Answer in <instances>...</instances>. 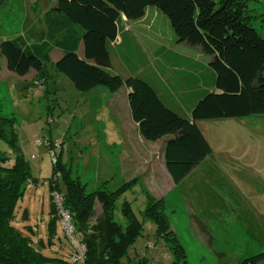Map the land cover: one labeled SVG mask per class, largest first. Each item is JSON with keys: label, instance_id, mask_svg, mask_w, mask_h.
Masks as SVG:
<instances>
[{"label": "trees", "instance_id": "1", "mask_svg": "<svg viewBox=\"0 0 264 264\" xmlns=\"http://www.w3.org/2000/svg\"><path fill=\"white\" fill-rule=\"evenodd\" d=\"M250 1L261 0H57L44 14V32L38 42L29 48L19 40L0 42V59H5L8 71L19 77L32 71L45 76L51 50L56 48L62 53L55 63L56 70L78 92L103 87L113 94L123 87L129 89L132 119L142 139L151 143L166 139L165 167L178 185L212 154L200 122L264 116V38L251 24L247 10ZM4 2L0 0V5ZM148 8L157 9L167 18L177 43L199 48L209 59L212 85L197 88L192 98L180 101L184 111L166 101L136 73L125 79L110 72V46L117 40L121 19H141ZM0 140L9 143L15 154L11 159L0 151V264H73L77 256L75 242L85 246L86 264H147L146 258L132 261L128 257L129 248L143 235V222L131 204L124 202L119 209L124 225L115 217L118 200L137 180L115 189L110 186L111 180H106L96 190L88 191L79 179L70 177L51 146L48 148L55 161L48 179L52 194L48 239L52 242L58 238L56 221L63 224L62 211L73 227V239L63 224L65 237L72 245L70 251L54 250L51 257L42 252L39 248L45 247L43 238L36 242L15 224L16 203L29 184L38 185L40 181L31 176L30 166L19 150L12 119L0 117ZM164 208L163 199L147 195L144 220L156 226V237L170 250L172 264H189ZM26 227L35 233L31 226ZM236 264H264V251L241 258Z\"/></svg>", "mask_w": 264, "mask_h": 264}, {"label": "rangeland", "instance_id": "2", "mask_svg": "<svg viewBox=\"0 0 264 264\" xmlns=\"http://www.w3.org/2000/svg\"><path fill=\"white\" fill-rule=\"evenodd\" d=\"M56 1L5 0L0 5V42L19 40L28 48L38 42L44 32V14ZM247 10L252 26L264 38V0L250 1ZM58 51L51 50L45 76L32 71L19 77L8 72L5 59H0V117L13 120L19 150L30 166L31 176L40 181L38 185L29 184L16 203L15 224L34 241L43 238L45 247L39 249L50 257L54 250L70 251L72 245L58 221L60 241L48 239L52 209L48 179L53 173V161L45 142H51L50 150L57 161L88 191L96 190L106 180H111L110 186L115 189L127 177H133V173L126 172V163L129 157L136 159L131 155L135 146L115 139L128 136L136 144V138L146 142L138 131L132 134L128 129L123 134L120 130L115 134L116 123L111 119L110 109L114 94L103 87L92 95L78 92L55 68ZM117 64L115 61L119 74L128 78L126 68L118 69ZM200 128L213 148V155L197 171L199 178L194 179V174L173 188L175 184L169 174L168 181L158 171V183L151 184L144 177L118 200L115 217L120 223L119 209L124 202L131 204L143 222V235L128 250L132 261L143 258L147 264L174 261L165 242L156 237V226L144 220L147 195L163 199L164 212L184 246L189 264H236L241 258L264 251V116L201 122ZM37 140L43 144L36 145ZM146 143L157 168L162 163L161 143ZM0 151L15 158L5 140H0ZM59 178L63 189L64 182ZM57 202L55 198L59 205ZM26 226H31L35 233Z\"/></svg>", "mask_w": 264, "mask_h": 264}, {"label": "crops", "instance_id": "3", "mask_svg": "<svg viewBox=\"0 0 264 264\" xmlns=\"http://www.w3.org/2000/svg\"><path fill=\"white\" fill-rule=\"evenodd\" d=\"M166 28L167 30L165 31ZM169 28V24L156 9L148 8L146 14L136 21H128L123 17L120 21V31L117 40L110 46V72L112 74H119L115 66V61H117L118 69L126 68L129 77L136 73L135 75L144 78L166 101H170L180 111H184V107L179 102L187 101V99L192 98L197 88L206 89V87L208 88L211 86L213 82L211 81L213 73L209 67L208 57L202 53L199 48L192 47L185 43H177L173 32ZM83 53V45H81L79 48L80 57L83 56ZM61 56L62 53L58 51L57 61ZM98 89L99 88H96L84 94H95ZM129 93V89L126 87L125 89L122 88L118 92L113 93L115 98L110 101L111 119L116 123V128H114L115 134H119L120 130L123 134H126L128 129L132 134H135L137 131L139 133L138 126L132 119L128 102ZM183 97H185V99H183ZM203 134L208 140L206 134L204 132ZM115 140L135 146V152L131 153V155L136 159L129 157L126 163V172L129 173V175L133 173V177H127L125 182L130 180V178L136 179L138 182L144 180L145 177L150 180L151 184H156L159 182L158 171H160L163 174L162 176H165L168 181L170 180V175L168 176L164 162V146L166 139L158 141L161 143L163 151L162 163L161 165L158 164V169L156 168L157 164L154 160V156L148 151L149 147H147L148 144L146 142L142 143L141 140L136 138V144L135 140L129 141L128 136H124L123 139L119 137ZM149 143L152 144L151 142ZM144 148L146 150L139 153V150H143ZM212 155L213 148L212 154L194 168L178 185L180 186L183 184L194 174H196L194 179L199 178L200 176L197 175V171L210 160ZM139 162H141V165H139ZM172 187L176 188L177 186L172 185Z\"/></svg>", "mask_w": 264, "mask_h": 264}, {"label": "built area", "instance_id": "4", "mask_svg": "<svg viewBox=\"0 0 264 264\" xmlns=\"http://www.w3.org/2000/svg\"><path fill=\"white\" fill-rule=\"evenodd\" d=\"M35 144L41 145V144H43V142L40 140H37ZM45 144L47 147L52 145L50 141L45 142ZM54 161L55 160H53V162ZM62 214L64 215L63 224H64L65 232L68 236H70L73 239V237H72L73 236V227L69 224L67 215L65 213H63V211H62ZM75 244H76V248H77V252H76L77 256L74 257V259H73L74 263L73 264H86L85 263V252H86L85 246L78 244L77 242H75Z\"/></svg>", "mask_w": 264, "mask_h": 264}]
</instances>
